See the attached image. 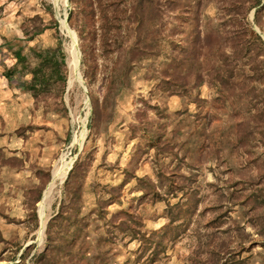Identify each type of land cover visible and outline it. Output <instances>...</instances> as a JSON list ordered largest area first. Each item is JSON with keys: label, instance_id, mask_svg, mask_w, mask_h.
Returning a JSON list of instances; mask_svg holds the SVG:
<instances>
[{"label": "rangeland", "instance_id": "1", "mask_svg": "<svg viewBox=\"0 0 264 264\" xmlns=\"http://www.w3.org/2000/svg\"><path fill=\"white\" fill-rule=\"evenodd\" d=\"M115 1L92 19L79 0H0V264H264V0H161L159 53L125 67L136 0ZM57 46L62 93L34 98L30 74L2 75L12 49L31 61Z\"/></svg>", "mask_w": 264, "mask_h": 264}, {"label": "trees", "instance_id": "2", "mask_svg": "<svg viewBox=\"0 0 264 264\" xmlns=\"http://www.w3.org/2000/svg\"><path fill=\"white\" fill-rule=\"evenodd\" d=\"M79 2L82 3V6L84 7V9H86V15L91 16L92 19L95 15V4L97 3V7L100 8L101 4H103L101 0H79ZM107 2L110 3H108V5L105 4V6H109L108 8H110L113 12L118 11L119 3L117 1L106 0V3ZM259 3L260 0H253L251 3H249L247 9L259 5ZM162 8L163 5L161 3V0H136V3L134 5V10L136 11L135 16L128 19L129 22H134V29L137 30V34L134 36V40L129 44L123 45L124 42L121 40L122 43L120 44V46H124L125 48L123 67H125L128 62L137 61L142 55L156 56L159 53V39L156 36L158 34L160 26H162ZM105 16L106 15H102L100 17V29H103V23L101 25V20H103V18L105 19ZM113 17L112 18L115 21L118 20L117 18H115L116 16ZM123 20V18H120L119 22L117 21L118 25L116 27L120 26ZM115 21H113V23ZM106 23L108 22L106 21ZM126 24V27H128L129 25L127 22ZM247 30L248 32L252 33L250 28H248ZM40 32V29L36 30L37 34ZM214 36L215 30H205L204 34H202L199 39V50H206L208 52V55H210V49L208 47L209 44H211V42L214 40ZM255 38H257V36ZM12 56L14 58V65L12 67H7L2 75L9 80L10 76L15 73L17 68H19V71L23 72V74H30L29 79H26L24 81L23 89L29 91L34 98L46 95H57L64 91L67 78L65 66L66 63L65 55L60 46H57L54 49H33V60L31 61L22 52V49L20 47L12 49ZM194 56L195 52L191 53L189 55V58L193 59ZM215 58H218V56H215ZM181 67V59L172 57L170 59L168 67L166 68V76L169 79L171 77H174L176 82L180 81V74L182 72ZM214 78L217 81L220 80V86L221 84H224L223 77ZM169 79H167L166 82L169 83Z\"/></svg>", "mask_w": 264, "mask_h": 264}, {"label": "bare ground", "instance_id": "3", "mask_svg": "<svg viewBox=\"0 0 264 264\" xmlns=\"http://www.w3.org/2000/svg\"><path fill=\"white\" fill-rule=\"evenodd\" d=\"M76 58H77V47H76V44H73L72 49H71V54L69 55V58H68V66H69V71H70L69 80H68L69 83H71L74 80V78H76V75H77V71L75 68ZM65 165H66V161L61 160V158L54 164L51 179L46 185V187L44 188L41 199L38 202V214L40 218V226L38 228L37 234H38L39 239L41 238L43 234L44 225L46 221V210L49 205L51 195L53 194L52 192L54 188H56L55 186L57 182H60L63 180V177L65 175V172L63 170L66 169Z\"/></svg>", "mask_w": 264, "mask_h": 264}, {"label": "crops", "instance_id": "4", "mask_svg": "<svg viewBox=\"0 0 264 264\" xmlns=\"http://www.w3.org/2000/svg\"><path fill=\"white\" fill-rule=\"evenodd\" d=\"M24 94H27V93H24ZM21 169L22 170H18V171H16L14 173V175H16V178L17 179L18 178H21L22 180H25V181L27 180L28 182H30L31 180H33L31 176H27L28 173H26V171L23 168H21ZM16 184H23V183H21V180H20V182L17 181Z\"/></svg>", "mask_w": 264, "mask_h": 264}]
</instances>
